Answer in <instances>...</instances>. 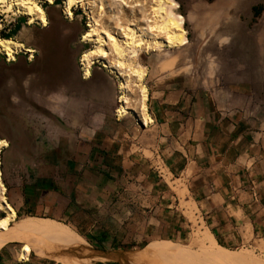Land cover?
Instances as JSON below:
<instances>
[{"label": "crops", "instance_id": "1", "mask_svg": "<svg viewBox=\"0 0 264 264\" xmlns=\"http://www.w3.org/2000/svg\"><path fill=\"white\" fill-rule=\"evenodd\" d=\"M221 1L224 84L143 62L147 125L117 117L114 74H82L79 19L48 14L36 46L24 44L34 59L0 68L2 176L18 217L64 223L97 251L182 239L195 223L228 249L264 243V11ZM18 242L0 264H51L21 262Z\"/></svg>", "mask_w": 264, "mask_h": 264}, {"label": "bare ground", "instance_id": "2", "mask_svg": "<svg viewBox=\"0 0 264 264\" xmlns=\"http://www.w3.org/2000/svg\"><path fill=\"white\" fill-rule=\"evenodd\" d=\"M54 1L0 0V15H20L27 19L29 26L45 28L48 25V13L43 6H52ZM64 6L65 16L69 21L74 20L73 8L83 10L89 29L83 36V43L96 44L81 57L85 77L91 75L94 65H102L120 82L123 104L118 108L121 116L133 114L140 121L148 123V90L144 83L147 68L140 63L139 53L176 49L189 43L184 27L187 19L178 12L180 5L177 0H64ZM34 53L32 48H27L19 41L0 37V55L5 56L8 61H14L16 55L21 54L33 60ZM8 146L7 141H0V153ZM1 175L0 169V211L4 214L0 219V251L10 242L25 241L19 252L21 262H27L32 252L53 256L64 264H78L74 261L92 259L88 256L89 243L68 225L51 218H19L8 202ZM197 237L205 250L204 256L182 249H170L147 251L140 257L146 264L260 262L252 253L232 252L221 247L208 230L199 233ZM64 250L68 252L62 253ZM74 251L83 256L68 254ZM209 258L212 263L206 261Z\"/></svg>", "mask_w": 264, "mask_h": 264}, {"label": "rangeland", "instance_id": "3", "mask_svg": "<svg viewBox=\"0 0 264 264\" xmlns=\"http://www.w3.org/2000/svg\"><path fill=\"white\" fill-rule=\"evenodd\" d=\"M221 0H177L180 8L178 12L186 17L187 21L184 27L187 30V36L189 43L185 46L176 48V49H158V50H148L139 53L140 63L143 65V62H151L152 64L160 63V67L169 72L170 74H195L201 78L211 80L218 83V87H222L223 80L226 78V74L223 66L224 59L220 55L221 45L226 42L227 38L221 37V22L223 18L221 17L222 3ZM256 1V0H254ZM261 1V4L257 6V9L264 11V0ZM64 0H55L54 5L48 6L49 4H44V9L51 18L59 17L63 15V9L65 12V6L62 5ZM214 2V3H213ZM233 2L230 0L227 3L222 4L223 8L231 6ZM43 5V4H42ZM250 5H246V8ZM79 19V26L82 28V33L84 34L88 29V19L84 15L83 10L76 8L74 19ZM262 21V20H261ZM258 23L257 18L246 19L245 25L253 26ZM26 18L20 15L10 14H1L0 15V37L2 38H12V40L19 41L28 45L36 46L37 39L44 34V30L38 25L29 26ZM87 31V32H88ZM216 46V49L212 50V45ZM28 44V45H27ZM94 45H85V51L90 50ZM95 47V46H94ZM93 47V48H94ZM0 55V68L5 67L6 63L12 62L8 61L7 58ZM17 57V55H16ZM27 57V56H26ZM28 58V57H27ZM16 60V58H15ZM14 60V61H15ZM144 66V65H143ZM241 72L247 69L246 66H239L237 68ZM3 153L4 150L0 153V169L2 170L3 175ZM1 175V176H2ZM2 181L5 184L4 177L2 176ZM6 186V185H5ZM3 213L0 211V216ZM19 218H25L24 216ZM207 231L203 228V225L199 226L198 223H195L194 226L189 230L188 234L185 235L182 239H170V240H161L150 243L152 247L151 250L155 251H167L170 249H182L193 254L205 255V250L201 245L200 240L198 239V234L201 232ZM216 240V239H215ZM15 243L17 249L24 244L25 241ZM217 242V241H216ZM218 243V242H217ZM219 244V243H218ZM220 245V244H219ZM147 246V245H146ZM145 246V247H146ZM223 247L222 245H220ZM145 247L128 249L133 252L131 257L120 258L118 261L108 262V258H92L88 261L85 260H76L74 263L80 264H146L142 261L140 257L144 251ZM226 248V247H224ZM228 249V248H226ZM150 250V251H151ZM232 252H248L252 253L253 256L259 260V263L255 264H264V243L261 246L246 245L239 248L228 249ZM21 250H19L20 252ZM19 252L16 257L19 258ZM39 255V254H37ZM44 258L45 261L51 264H64L59 261L57 258L51 256L46 257L40 255ZM138 256V257H137ZM53 257V258H52ZM137 257V258H136ZM136 258V259H135ZM132 260V261H131ZM211 258L206 261L212 263ZM104 261V262H101ZM138 261V262H137ZM25 263V262H24ZM214 264H243V263H226L214 261Z\"/></svg>", "mask_w": 264, "mask_h": 264}, {"label": "water", "instance_id": "4", "mask_svg": "<svg viewBox=\"0 0 264 264\" xmlns=\"http://www.w3.org/2000/svg\"><path fill=\"white\" fill-rule=\"evenodd\" d=\"M66 252H68V250L62 251V253H66ZM79 252L84 253L82 251H79ZM68 254H74V255H78V256H83V255H80L79 253H75V251L74 252H70ZM132 254H133V252H131V251H120V250H117V251H100V250H98L97 251V250L90 249V253L88 254V256L90 258H97V257L98 258H108L109 260H113L115 262H119L118 260L120 258L131 257Z\"/></svg>", "mask_w": 264, "mask_h": 264}, {"label": "built area", "instance_id": "5", "mask_svg": "<svg viewBox=\"0 0 264 264\" xmlns=\"http://www.w3.org/2000/svg\"><path fill=\"white\" fill-rule=\"evenodd\" d=\"M64 3V2H63ZM63 7H64V4L62 5ZM76 9V8H75ZM75 9L73 8V18L75 17ZM63 15L65 16V12H64V10H63ZM65 18L67 19V16H65ZM85 34V33H84ZM84 34H82L81 35V41L82 42H84L83 41V36H84ZM86 45V44H85ZM86 51H83L81 54H80V56H79V59H78V64H79V67H80V69H81V71H82V74L85 76V71H84V69H83V65H82V62H81V57L84 55V53H85ZM29 61H31L30 60V58L28 59ZM97 65H100V64H97ZM122 101H121V97H120V99H119V107H121L122 106ZM118 108V107H117ZM117 117H122L121 116V114L119 113V108L117 109ZM144 125H147V123L146 122H144Z\"/></svg>", "mask_w": 264, "mask_h": 264}, {"label": "trees", "instance_id": "6", "mask_svg": "<svg viewBox=\"0 0 264 264\" xmlns=\"http://www.w3.org/2000/svg\"><path fill=\"white\" fill-rule=\"evenodd\" d=\"M254 12L256 14V16H258L260 13H261V9H257V8H254ZM3 216V215H2ZM152 249V247L150 246V244H148L145 248H144V251H150ZM32 253H36V252H32ZM31 253V254H32ZM36 254H39V255H44L46 257H51L49 255H46V254H41V253H36ZM53 258V257H52Z\"/></svg>", "mask_w": 264, "mask_h": 264}]
</instances>
